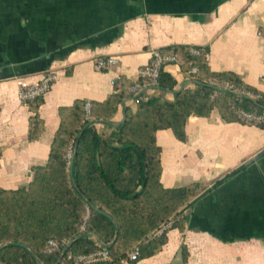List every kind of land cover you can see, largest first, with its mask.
Segmentation results:
<instances>
[{
    "label": "crops",
    "instance_id": "1",
    "mask_svg": "<svg viewBox=\"0 0 264 264\" xmlns=\"http://www.w3.org/2000/svg\"><path fill=\"white\" fill-rule=\"evenodd\" d=\"M172 44L208 46L213 71L264 91V0H0V185H27L32 166L47 163L60 106L105 100ZM110 56L118 64L98 69L96 60ZM165 69L179 86L189 80L177 64ZM48 71L58 79L40 108L46 128L30 141L21 87ZM186 131V141L157 132L162 183L204 189L185 208V231L171 228L162 251L133 264H264V129L215 110L191 116Z\"/></svg>",
    "mask_w": 264,
    "mask_h": 264
},
{
    "label": "trees",
    "instance_id": "2",
    "mask_svg": "<svg viewBox=\"0 0 264 264\" xmlns=\"http://www.w3.org/2000/svg\"><path fill=\"white\" fill-rule=\"evenodd\" d=\"M159 51L178 58L187 82L179 86L164 65L146 99L129 98L131 86L146 78L122 77V89L103 101L79 98L60 106L47 163L32 166L27 185H0V264H121L135 248L140 255L130 264L156 255L171 228L185 231V208L204 189L200 181L164 186L157 132L172 129L186 141L189 118L208 117L215 110L226 122L264 129V122L242 116V111L264 114V91L233 71H213L208 46L172 44ZM44 102V95L25 101L31 112L30 141L45 131ZM120 107L123 122L116 119ZM51 240L58 249L49 250ZM100 249L108 250L110 260H76ZM182 255L187 262L185 243Z\"/></svg>",
    "mask_w": 264,
    "mask_h": 264
},
{
    "label": "built area",
    "instance_id": "3",
    "mask_svg": "<svg viewBox=\"0 0 264 264\" xmlns=\"http://www.w3.org/2000/svg\"><path fill=\"white\" fill-rule=\"evenodd\" d=\"M260 34L263 32L260 31ZM153 62L145 65L140 69V77L146 78L145 82H136L131 86V91L134 93L131 99L143 100L146 99L147 96L153 92V90L157 87L158 79L160 76V71L162 67L168 64H177L179 65V60L174 55H163L159 50L155 51L153 54ZM118 58L114 56H110L108 58H98L96 60V66L100 70H106L118 64ZM194 72H197L198 69L194 68ZM138 78V79H139ZM58 79V74L53 71H48L44 74L40 82L37 84H22L20 95L22 100L25 102L29 99H32L38 95H45L52 87L54 82ZM137 79V80H138ZM115 83V82H114ZM129 100V99H128ZM90 104H87V108H89ZM242 116L251 123H263L264 122V114H255L251 112L242 111ZM171 222L168 223L165 227H170ZM163 230V229H162ZM161 230V231H162ZM59 245L57 242L51 240L49 250L58 249ZM140 252L137 248L133 249L129 253V260H137L139 258ZM111 256L108 250L100 249L94 251L89 254L79 255L76 257V260L79 262H95L100 260H110ZM129 260H127L129 262Z\"/></svg>",
    "mask_w": 264,
    "mask_h": 264
},
{
    "label": "water",
    "instance_id": "4",
    "mask_svg": "<svg viewBox=\"0 0 264 264\" xmlns=\"http://www.w3.org/2000/svg\"><path fill=\"white\" fill-rule=\"evenodd\" d=\"M125 119H126V116H123L121 122H123ZM69 245H71V243H70ZM0 249H1V247H0ZM64 252H65V251H64ZM64 252H63V253H64ZM62 256H63V254H62ZM62 256H61V257H62ZM60 260H61V259H60Z\"/></svg>",
    "mask_w": 264,
    "mask_h": 264
}]
</instances>
